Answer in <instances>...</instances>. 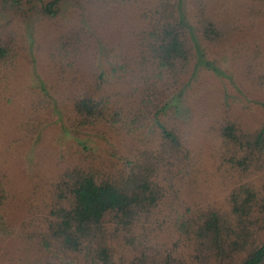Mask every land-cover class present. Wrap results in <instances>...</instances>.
<instances>
[{
  "label": "trees",
  "instance_id": "trees-1",
  "mask_svg": "<svg viewBox=\"0 0 264 264\" xmlns=\"http://www.w3.org/2000/svg\"><path fill=\"white\" fill-rule=\"evenodd\" d=\"M2 1L18 13L27 11L23 0ZM62 1L36 11L55 16ZM199 2L197 22L188 19L185 0H158L144 13L148 26L139 40L138 88L105 91L102 73L94 90L83 89L71 99L66 120L74 139L106 127L129 136L156 129L158 141L116 161L90 152L82 163L62 170L45 207L22 223L20 237L31 253L22 264H264V183L254 180L264 173V123L255 130L228 118L212 123L222 164L238 174L227 207L190 205L182 196L200 172L188 137L172 120L183 113L185 77L201 67L219 74L200 39L216 45L237 28L207 16ZM253 2L264 11V0ZM81 36L75 30L63 38L57 58L77 55ZM15 51L12 35L0 36V65L13 66ZM171 109L175 117L166 119ZM34 119L42 123L34 115L28 123L35 125ZM8 200L0 179V209Z\"/></svg>",
  "mask_w": 264,
  "mask_h": 264
},
{
  "label": "rangeland",
  "instance_id": "rangeland-1",
  "mask_svg": "<svg viewBox=\"0 0 264 264\" xmlns=\"http://www.w3.org/2000/svg\"><path fill=\"white\" fill-rule=\"evenodd\" d=\"M51 1L23 0L20 6L27 11L18 13L0 0V36L12 35L16 50L13 66L0 65V179L9 195L0 209V264H22L31 256L20 237L22 223L45 207L62 170L82 163L90 152L116 161L158 141L156 129L129 136L106 127L74 139L66 120L71 99L83 89L94 90L102 73L105 91L122 94L139 87V40L148 26L144 13L158 0H63L55 16L37 13ZM199 1L207 16L237 28L216 45L200 39L220 73L193 69L185 77L183 113L172 120L200 165L199 178L182 190L183 199L225 208L238 174L222 164L221 142L211 126L219 118L250 130L264 123V11L253 0ZM195 6V0H185L191 22H197ZM75 30L82 31L78 54L57 58L59 42ZM62 50L61 57L67 52ZM175 112L169 110L166 119ZM33 115L42 123H28ZM254 180L264 183V173Z\"/></svg>",
  "mask_w": 264,
  "mask_h": 264
}]
</instances>
